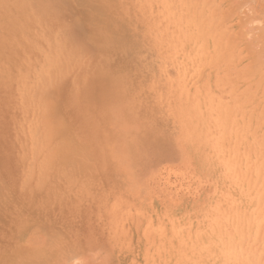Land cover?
<instances>
[{
    "label": "rangeland",
    "instance_id": "374dc122",
    "mask_svg": "<svg viewBox=\"0 0 264 264\" xmlns=\"http://www.w3.org/2000/svg\"><path fill=\"white\" fill-rule=\"evenodd\" d=\"M31 1L0 0V264H145L151 246L251 244L264 94L247 69L199 64L163 0ZM220 1L264 62V0ZM24 235L25 258H8Z\"/></svg>",
    "mask_w": 264,
    "mask_h": 264
},
{
    "label": "bare ground",
    "instance_id": "6f19581e",
    "mask_svg": "<svg viewBox=\"0 0 264 264\" xmlns=\"http://www.w3.org/2000/svg\"><path fill=\"white\" fill-rule=\"evenodd\" d=\"M232 2H234V0H232ZM31 3H33V0L31 1ZM161 3H164L167 10L170 11L173 24H174V28H175V32L181 33L182 30L185 31L186 29L189 31V35H191L190 37H193V39L195 38L193 42L195 44V47L191 48V54H194L198 57V58L196 57L197 58L196 60H198L199 64H202L204 67V63L205 64L209 63L218 69L220 68L227 69L226 67H238L239 68L240 66H242L245 69H247L249 79L250 81H252V84L256 83V85H258L262 89V92H260V94L261 93L264 94V86H263L264 78H263V71L261 69L262 68L261 65L264 63L263 59L262 57H259V60H258V56H256L258 54L257 47H256L255 52L253 54L254 56H256L253 58L254 63L250 62V59H248V57L251 54V48L247 44L245 45V47L239 45L240 36L235 26L232 23H230L228 19H225L224 16H227V15L224 14L223 3L220 0H163L161 1ZM23 4L26 6H30L29 2L24 1ZM226 4H228L229 6H234L231 3V1L227 2ZM169 31H173V28L172 30H169ZM233 38H238V39L236 40ZM257 46H258V43H257ZM206 48H209L208 49L209 51L208 50L206 51ZM214 53H217V54L213 55ZM216 55H219V59L215 61L214 58ZM186 59H185V62H188ZM246 60H249V61H246ZM239 73H241V71ZM242 75L244 76V74ZM258 90L259 89H257V92ZM257 92L255 91L256 94ZM256 100H259V99H256ZM258 103L259 101H256L253 103V119H252L253 121L250 119L252 121V137H253V143H251L252 144L251 149L253 150L252 155H251L253 159V168H251L252 166L250 168H251V171L253 169V177H254V181H253L254 184H253V189L251 190V192L253 191L254 207L258 206L260 203V201L257 200V196H256L257 191L261 189L262 186H264L263 185L264 183L261 184L258 181L259 179L257 180L255 178V177L259 178L261 177V175L263 178V174H264V105H258ZM224 134L225 133L223 132V135ZM250 134L251 133H249V135ZM247 162H248V159H247ZM249 164L252 165L250 162H248V166ZM247 185H249L248 187L250 189L251 183ZM246 191L248 192V189ZM255 210L253 209V211ZM245 212H248V211H245ZM251 225L253 224L251 223ZM259 226L260 227H257L253 233V242L251 244H232V242H229L230 244H221L220 242H218L220 244H207L208 246H205V245L202 246L199 244L195 245V244H189V243L188 244H183V243L182 244H167L164 247L165 252L163 251L161 253L162 256L165 254V256H163L164 258L161 257V255L159 254L160 250L158 248H154V246H151L150 250L148 249L149 250L148 254L150 252H153V254L151 257L148 256L146 258L147 261L145 264H264V221ZM249 227H250V222H249L248 228ZM254 227L251 229H254ZM24 237L25 235L20 238H17V236L13 237V240L16 242V244H18V246L16 247V249H14L13 255L8 258H19V255L21 258H25V251H19L20 243L22 241L21 239ZM246 237L248 236L246 235ZM20 250H24V249H20ZM26 253L27 255L28 254L32 255V252L30 250H28V252Z\"/></svg>",
    "mask_w": 264,
    "mask_h": 264
}]
</instances>
